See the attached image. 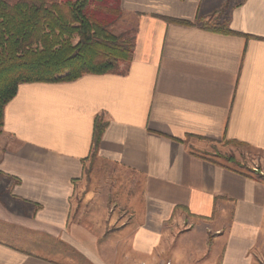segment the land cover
Returning a JSON list of instances; mask_svg holds the SVG:
<instances>
[{
	"label": "crops",
	"instance_id": "obj_1",
	"mask_svg": "<svg viewBox=\"0 0 264 264\" xmlns=\"http://www.w3.org/2000/svg\"><path fill=\"white\" fill-rule=\"evenodd\" d=\"M120 9L132 24L124 74L22 84L4 109L0 264H264V182L212 157L223 142L264 154V0ZM97 116L107 126L90 158ZM93 159L141 183L130 221L108 235L100 219H71Z\"/></svg>",
	"mask_w": 264,
	"mask_h": 264
},
{
	"label": "trees",
	"instance_id": "obj_2",
	"mask_svg": "<svg viewBox=\"0 0 264 264\" xmlns=\"http://www.w3.org/2000/svg\"><path fill=\"white\" fill-rule=\"evenodd\" d=\"M121 16L120 0H0V133L4 109L22 84L124 74L133 55L132 40L111 31ZM210 29L232 33L226 27ZM106 126L102 116L95 118L90 158Z\"/></svg>",
	"mask_w": 264,
	"mask_h": 264
},
{
	"label": "rangeland",
	"instance_id": "obj_3",
	"mask_svg": "<svg viewBox=\"0 0 264 264\" xmlns=\"http://www.w3.org/2000/svg\"><path fill=\"white\" fill-rule=\"evenodd\" d=\"M62 2L63 0H52ZM122 16L111 27V31L127 39H131V22H125ZM130 23V25H129ZM2 132L0 133V135ZM212 157L226 164L234 171L248 174L255 179L264 177V154L246 146L233 143L216 144ZM264 182V179H256ZM141 188L139 178L131 172L115 165L93 159L84 173V178L73 195L71 219L74 223H82L93 227L92 218L100 219L106 223V235L117 232L118 227L129 222L130 211L127 208L133 202H138V192ZM97 233L98 230H97ZM165 264H171L166 262Z\"/></svg>",
	"mask_w": 264,
	"mask_h": 264
}]
</instances>
